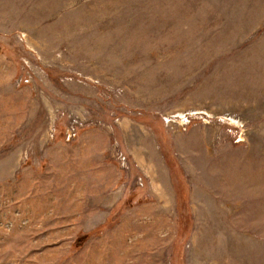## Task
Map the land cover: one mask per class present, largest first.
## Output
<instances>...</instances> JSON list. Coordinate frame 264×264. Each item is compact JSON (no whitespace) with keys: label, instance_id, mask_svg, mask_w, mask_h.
Returning <instances> with one entry per match:
<instances>
[{"label":"rangeland","instance_id":"obj_1","mask_svg":"<svg viewBox=\"0 0 264 264\" xmlns=\"http://www.w3.org/2000/svg\"><path fill=\"white\" fill-rule=\"evenodd\" d=\"M0 264H264V0H0Z\"/></svg>","mask_w":264,"mask_h":264}]
</instances>
